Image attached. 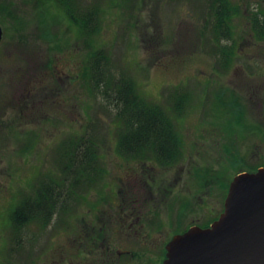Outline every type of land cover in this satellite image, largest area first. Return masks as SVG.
<instances>
[{
    "label": "rangeland",
    "instance_id": "rangeland-1",
    "mask_svg": "<svg viewBox=\"0 0 264 264\" xmlns=\"http://www.w3.org/2000/svg\"><path fill=\"white\" fill-rule=\"evenodd\" d=\"M81 1L100 8L88 41L56 0H0V264H160L177 217L204 222L206 207L218 217L222 186L264 163V38L253 28L263 0H244L230 39L218 40L233 51L226 67L206 0ZM97 49L113 76H129L149 102L169 109L174 94L186 95L180 118L169 110L181 138L170 167L116 152L114 110L84 76ZM224 91L239 101L241 125L219 111ZM85 133L102 175L65 197L66 209L45 227L13 232L9 214L21 197L45 174L58 175L59 143Z\"/></svg>",
    "mask_w": 264,
    "mask_h": 264
},
{
    "label": "trees",
    "instance_id": "trees-1",
    "mask_svg": "<svg viewBox=\"0 0 264 264\" xmlns=\"http://www.w3.org/2000/svg\"><path fill=\"white\" fill-rule=\"evenodd\" d=\"M56 3L60 5L68 21L77 28L80 35L87 38V41L88 37H93L99 31L100 8L98 5L84 4L81 0H56ZM218 14V19L221 20L223 11H219ZM259 14L260 20L257 16ZM253 28L258 37L263 39L264 13L260 12L254 16ZM230 30V26L221 24L213 25L212 28L217 41L215 51L226 58L223 63L225 67L233 51L219 46L218 40L230 39ZM108 62L107 53L103 49L93 50L89 53L85 64L84 76L92 89L114 110L113 118L117 126L115 128L116 152L120 156L140 162L153 160L159 166L172 165L180 154L181 138L176 130L177 122L174 121L169 110L180 118L187 102L186 95L174 94L172 97L174 102L169 109L151 103L138 91L135 82L129 76L121 74V77H114ZM216 101L222 114L231 115L237 125L242 124L241 105L236 97L224 91L217 95ZM95 146V140L86 136V133L63 139L59 143L55 151L57 160H54L58 175L45 174L37 181L36 186L32 187V194L21 197L9 214L13 232L16 233L25 224L31 222L45 227L54 213L58 210L64 212L67 207L65 197L76 195V190H85L97 181V178L102 175L103 168L98 164L99 156ZM232 162L245 161L242 158H236ZM262 166L264 167V163L253 165L249 171H255ZM222 187L227 192L228 186Z\"/></svg>",
    "mask_w": 264,
    "mask_h": 264
},
{
    "label": "water",
    "instance_id": "water-1",
    "mask_svg": "<svg viewBox=\"0 0 264 264\" xmlns=\"http://www.w3.org/2000/svg\"><path fill=\"white\" fill-rule=\"evenodd\" d=\"M161 264H264V167L236 174L218 217L173 235Z\"/></svg>",
    "mask_w": 264,
    "mask_h": 264
},
{
    "label": "flooded vegetation",
    "instance_id": "flooded-vegetation-1",
    "mask_svg": "<svg viewBox=\"0 0 264 264\" xmlns=\"http://www.w3.org/2000/svg\"><path fill=\"white\" fill-rule=\"evenodd\" d=\"M206 2H207L206 5H207V10H208V15H209L211 27L213 25L221 24L222 26H224V25L230 26V28H231L234 25V20L239 19V17L244 13V10H245L244 0H206ZM219 11H223V17H221V20L218 19V15H219L218 12ZM238 103H239V101H238ZM161 150H162V148H161ZM178 159H179V156L174 163H176L178 161ZM147 162H150V165H152L151 166L152 168L155 167V165H153L155 163L153 160H151V161L149 160ZM170 166H167V167H170ZM183 204H185V203H183ZM205 210H206L205 211L206 220L204 222H200V223H197V222L185 223L184 222V224H183V223H181V216L177 217L175 220V231L178 229L179 232H177V233H182V232L186 231L188 228H190L191 226H199L202 228L208 227L213 221L212 218H210L211 217L210 212H212V211H211V208H208V207H206ZM181 213H183V212H181ZM128 217H131V216H128ZM184 219H186V218H184ZM162 222H164V221H162ZM175 231L173 230V232H175ZM164 258H165V246H164V253H163V257L161 259V262ZM109 260L111 261V259H109ZM38 262H40V260H38L37 263ZM161 262H160V264H161ZM37 263H35V264H37ZM65 264H72V262L69 260H66ZM79 264H83V262L79 261ZM94 264H100L99 260L97 261V263H94Z\"/></svg>",
    "mask_w": 264,
    "mask_h": 264
}]
</instances>
